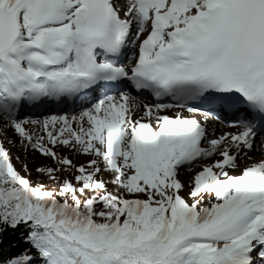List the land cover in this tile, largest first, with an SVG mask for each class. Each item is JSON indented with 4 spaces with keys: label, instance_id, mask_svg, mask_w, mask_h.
<instances>
[{
    "label": "snow or ice",
    "instance_id": "snow-or-ice-1",
    "mask_svg": "<svg viewBox=\"0 0 264 264\" xmlns=\"http://www.w3.org/2000/svg\"><path fill=\"white\" fill-rule=\"evenodd\" d=\"M9 131L0 264H264V0H0Z\"/></svg>",
    "mask_w": 264,
    "mask_h": 264
},
{
    "label": "rangeland",
    "instance_id": "rangeland-1",
    "mask_svg": "<svg viewBox=\"0 0 264 264\" xmlns=\"http://www.w3.org/2000/svg\"><path fill=\"white\" fill-rule=\"evenodd\" d=\"M0 139L2 140V143L4 144V146L10 152V155L12 157V163L17 168V170L21 171L22 175L26 174L22 170V165L24 163L28 164V167H29L30 171L32 169H34L37 166V164H40V163H44V164L51 163L49 160H46V159H44L42 157H39L35 152L29 151V152L25 153L24 150L19 145H16L15 147H13L9 143V140H13L14 141V140H16V137L12 134L11 131H9L7 133V135H0ZM65 154L71 155L70 153H65ZM17 156L20 157L19 160L16 159ZM72 158H73L74 162L77 163V164L83 163V162H85L88 159V157H86V156H72ZM240 160H241V158H240ZM205 162L208 163V162H211V161L208 160V159H202V160H200V162L198 161V163H196L192 167V170L189 171L188 180L194 174L195 171L199 170V166L201 164H204ZM241 162H242V160H241ZM36 175L37 174L35 173V171H31V177L30 178L32 179V177L34 178ZM54 187H56V185H54L52 183L48 186V188H54Z\"/></svg>",
    "mask_w": 264,
    "mask_h": 264
},
{
    "label": "bare ground",
    "instance_id": "bare-ground-1",
    "mask_svg": "<svg viewBox=\"0 0 264 264\" xmlns=\"http://www.w3.org/2000/svg\"><path fill=\"white\" fill-rule=\"evenodd\" d=\"M144 102H145V101H144ZM77 114H78V112H77ZM253 159H259V156L254 155V156H253ZM241 160H242V162H244V157H243V156L241 157ZM197 162H198V161H197ZM197 162H196V163H197ZM199 162H200V161H199ZM196 163H195V164H196ZM205 163H206V162H205ZM195 164H194V165H195ZM194 165H193V166H194ZM188 173H189V170H187L186 168H182V169H181V179H182L183 181H185V182L188 181Z\"/></svg>",
    "mask_w": 264,
    "mask_h": 264
},
{
    "label": "trees",
    "instance_id": "trees-1",
    "mask_svg": "<svg viewBox=\"0 0 264 264\" xmlns=\"http://www.w3.org/2000/svg\"><path fill=\"white\" fill-rule=\"evenodd\" d=\"M20 171V170H19ZM37 179V175L33 178L32 177V180L35 182ZM51 183L50 182H46V187H48ZM32 264H41V261L39 258H36L33 260Z\"/></svg>",
    "mask_w": 264,
    "mask_h": 264
}]
</instances>
